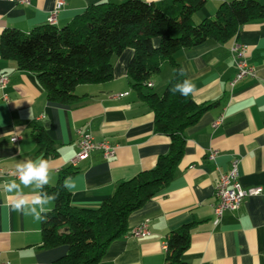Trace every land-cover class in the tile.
<instances>
[{
  "label": "crops",
  "instance_id": "0c3cea01",
  "mask_svg": "<svg viewBox=\"0 0 264 264\" xmlns=\"http://www.w3.org/2000/svg\"><path fill=\"white\" fill-rule=\"evenodd\" d=\"M56 1L30 0L22 5L0 0V34L9 28L28 33L46 24ZM102 1L107 0H64L55 26L62 28L88 5ZM223 1L231 0H204L193 22L213 18ZM234 39L247 46L255 76L231 87L235 68L229 47ZM158 41L153 38L152 44ZM133 53L126 48L114 55L112 78L77 85L74 92L80 98L71 103L49 101L35 73L0 57V74L9 77L0 92V167L15 172L19 161L42 158L33 138L35 128L41 127L54 152L45 158L52 169L46 187L55 186L60 173L72 166L74 172L63 179V185L66 181L71 185L65 188L72 205L88 209L97 208L120 182L152 169L158 157L168 153L170 140L155 131L152 108L129 80ZM174 58L196 86L191 99L213 105L184 130L183 156L173 177L130 213L126 233L109 244L98 264H162L169 232L186 223L190 229L182 255L185 264H264V194L246 197L237 210L224 211L218 221L213 212L215 184L234 158L239 159L243 187L264 186V19L244 23L226 42L207 40L178 50ZM172 75V67L163 62L150 77L151 91L161 96ZM78 129L94 141L106 139L116 146L114 157L104 159L96 150L71 165L78 151ZM14 136L17 140L12 142ZM13 179L17 178L0 176V264H50L64 250L43 248L41 221L11 207L14 197L2 187ZM49 207L51 211L54 202ZM142 222L149 234L134 237L132 230Z\"/></svg>",
  "mask_w": 264,
  "mask_h": 264
},
{
  "label": "trees",
  "instance_id": "16d2710c",
  "mask_svg": "<svg viewBox=\"0 0 264 264\" xmlns=\"http://www.w3.org/2000/svg\"><path fill=\"white\" fill-rule=\"evenodd\" d=\"M204 0L102 1L88 5L62 28L48 23L28 33L5 29L0 34V57L16 62L19 69L36 74L49 101L71 103L79 84L99 83L112 78L114 55L133 49L128 77L140 97L152 108L157 133L169 136V151L155 166L120 182L113 194L94 209L72 205L63 179L74 172L64 169L55 186L45 187L57 199L41 221L42 247L63 248L50 264H98L109 244L127 231L131 212L139 209L173 177L180 162L184 130L198 121L211 106L197 104L190 96L173 92L187 79L174 54L207 40L226 42L249 21L264 19V0H231L219 4L213 18L193 22L192 16ZM158 38L154 46L152 39ZM167 62L173 75L161 96L150 89V77ZM33 138L43 151L52 152L44 130L36 127ZM190 223L169 232L162 264H185L182 255L189 245Z\"/></svg>",
  "mask_w": 264,
  "mask_h": 264
},
{
  "label": "built area",
  "instance_id": "2783aa9c",
  "mask_svg": "<svg viewBox=\"0 0 264 264\" xmlns=\"http://www.w3.org/2000/svg\"><path fill=\"white\" fill-rule=\"evenodd\" d=\"M18 4H29L30 0H14ZM64 0H57L53 10L49 13L46 23L54 26L59 10L64 6ZM230 55L234 63L235 74L230 81V86L233 87L237 82L246 77L255 76V70L250 65L247 57V46L240 43L237 39L231 42L229 47ZM9 81V77L6 74H0V92L6 87ZM151 86V84H150ZM218 124V121L214 125ZM77 147L78 151L70 164L75 166L81 160L87 158L92 152L99 150L104 159H110L114 157L116 146L112 145L108 140L103 139L101 141H94L93 137L78 129L77 131ZM17 137L11 138L12 142H15ZM216 151L210 152V157L213 158L216 155ZM239 159L234 158L230 162L229 168L220 174L217 183L214 188V197L216 202L213 205L214 220L218 221L224 211L237 210L242 201L249 196H256L264 194V186H252L243 187L239 181ZM0 176H12L15 177V172L11 170H4L0 167ZM149 234L148 225L146 222L140 223L132 230L134 237H143ZM164 248V245H163ZM166 248H164L165 250Z\"/></svg>",
  "mask_w": 264,
  "mask_h": 264
},
{
  "label": "clouds",
  "instance_id": "9594fccd",
  "mask_svg": "<svg viewBox=\"0 0 264 264\" xmlns=\"http://www.w3.org/2000/svg\"><path fill=\"white\" fill-rule=\"evenodd\" d=\"M180 76L185 75V69L177 70ZM173 92H178L184 97L192 95L196 91L195 84L190 79H184L175 84ZM52 169L49 161L44 158L28 159L16 164L15 176L17 179L6 181L2 191L13 196L11 207L25 215H31L37 221L44 219V214L50 210V205L57 199V194H49L44 191L52 179ZM65 187L71 185L66 181ZM31 189V193H25L24 189Z\"/></svg>",
  "mask_w": 264,
  "mask_h": 264
},
{
  "label": "bare ground",
  "instance_id": "6f19581e",
  "mask_svg": "<svg viewBox=\"0 0 264 264\" xmlns=\"http://www.w3.org/2000/svg\"><path fill=\"white\" fill-rule=\"evenodd\" d=\"M55 24H56V23H55ZM55 24H54V26H55ZM150 84H151L150 82H149V83H147V85H148V86H150Z\"/></svg>",
  "mask_w": 264,
  "mask_h": 264
},
{
  "label": "rangeland",
  "instance_id": "374dc122",
  "mask_svg": "<svg viewBox=\"0 0 264 264\" xmlns=\"http://www.w3.org/2000/svg\"><path fill=\"white\" fill-rule=\"evenodd\" d=\"M201 21V20H200ZM197 23H199V22H196L195 24H197Z\"/></svg>",
  "mask_w": 264,
  "mask_h": 264
}]
</instances>
